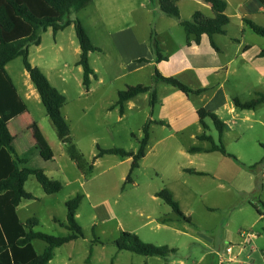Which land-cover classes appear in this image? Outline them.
<instances>
[{"label": "rangeland", "instance_id": "1", "mask_svg": "<svg viewBox=\"0 0 264 264\" xmlns=\"http://www.w3.org/2000/svg\"><path fill=\"white\" fill-rule=\"evenodd\" d=\"M227 1L236 3L243 0ZM132 3H135L134 7L143 4L142 9L153 7L148 0H91L84 9L71 13V21L82 20L93 34V44L101 46V53L90 52L89 55V64L96 72V79L92 78L88 88L82 84L81 67L76 65L80 53L75 50L79 46L73 24L57 34V38L51 30L41 33L40 45L30 46L29 62L49 74L58 91L64 89L66 92L67 105L62 112L70 130L62 139H57L56 128L46 116L21 58L7 64L6 71L27 104L30 116L41 128L39 133L34 131L27 116L11 122L9 129L15 135L17 155L31 147L33 142L41 148L53 146L54 162H45L35 153L30 165L41 167L48 177L58 180L63 186L59 193L47 195L30 176L24 188L35 200L21 201L18 215L22 220L38 219L35 229L39 232L64 237L68 232L54 219L64 223L65 203L76 195L83 196L77 222L84 239L75 245L57 248L49 264H179L173 263L178 259L186 261V264H220L212 253L218 251L225 257L228 244L222 241L223 228L233 231L242 223L250 224L254 218L258 219L249 202L255 203V207L264 213L261 205L264 204V102L253 110L235 109L232 102L234 98L246 102L256 94L264 95V58H258V52L264 50V39L245 27V37H238L242 46L249 47L244 59L222 56L225 64L212 80V85L204 94L189 97L194 110L205 108L227 125L222 143L233 157L188 153L192 147L210 148L207 142L196 140L202 133L218 144L217 131L208 118L204 120L208 125L206 130L198 122L180 131L155 126L153 132L150 128L147 155L140 162L139 169L133 172L132 183H128L125 178L130 159L104 155L95 164L94 157L99 148L137 153L143 127L151 117V96L143 94L126 103L123 115L119 114L118 108L109 110V107L116 104L117 93L127 86H151L153 81L149 68L132 72L137 66L129 60L141 56L139 50L124 48L122 52L116 51L117 33H133L135 40L134 32L155 34L165 57L174 53L177 43L187 47L185 31L177 21L165 16L162 22L156 16L146 18L142 14L144 10H139L140 14L133 13ZM179 8L180 20L187 22L198 10L187 0H179ZM251 20L264 27V15H256ZM166 22L173 24L170 33L165 31ZM232 22L235 25L234 19ZM230 32L237 34L233 26L229 27ZM158 33L171 34L172 37ZM55 40L64 45L63 53L58 52ZM236 49L237 45L231 43L226 53L232 51L234 54ZM230 59L232 62L226 64ZM155 69L152 67L153 75ZM216 83L222 85L221 88L216 89ZM157 87L161 100L179 92L166 85L158 84ZM183 107L187 108V105ZM160 108L155 106L152 118L159 117ZM219 157L223 158L222 162L217 159ZM185 170L207 175H190ZM253 183L256 193H248L247 187ZM169 188L180 197L183 214L186 217L191 214L194 223L204 225L205 231L199 233L193 223L189 225L182 221L174 225L164 224L170 226L164 227L162 220L173 218L175 213L159 198H153V194L162 189L171 193ZM209 207L213 210L210 214ZM147 223L148 226L145 225ZM157 223L161 225L158 229ZM247 229L256 236L254 248L258 251L253 253V264H264V218L255 227L246 225L242 230ZM124 231L134 233L145 243L177 251L166 259L119 251L115 242ZM43 247V243L35 242L39 253ZM245 247V252L238 257V264L252 262L249 255L251 247ZM237 250L235 248V252ZM202 256L204 258L200 259ZM221 264L228 262L223 260Z\"/></svg>", "mask_w": 264, "mask_h": 264}, {"label": "trees", "instance_id": "2", "mask_svg": "<svg viewBox=\"0 0 264 264\" xmlns=\"http://www.w3.org/2000/svg\"><path fill=\"white\" fill-rule=\"evenodd\" d=\"M148 1L153 4L156 0ZM157 1L163 16L177 21L183 28L188 46L190 42L198 45L200 38L203 35H207L211 47L216 52H219L212 38L216 35H224L225 28L229 23V18L226 16V3L223 0H199L210 6L213 15L212 17H205L201 12L197 11L192 14L191 21L188 22L180 20V10L176 0ZM90 2L91 0H0V264H49L54 257L56 248L84 238L83 230L76 219L77 210L83 199L82 195H76L65 203V223L55 220L69 232L64 237L47 235L35 230L34 228L39 224L36 218H30L26 222H22L17 216L16 210L21 200H35V197L24 189V185L30 176L35 178L47 195L59 193L63 186L58 180L48 178L41 167L30 165L35 153L43 161L50 162L54 153L50 147L41 148L38 145H33L20 157L15 154L14 136L8 130V123L15 116H19L26 111V104L19 96L17 88L13 84L5 66L15 58H21L23 68L40 97L46 116L59 134H68L70 127L62 115V107L66 103V98L50 85L49 80L38 67L30 64L28 50L32 45L38 46L40 44L41 33L51 29L53 34H56L58 31L64 30L73 24L75 38L80 48V58L76 65L81 67L83 73L82 84L88 88L91 79L95 78V73L88 60L89 54L100 50L93 46L88 36L89 34L82 23L77 19L71 21L70 15L72 12L84 9ZM259 2L264 7V0H259ZM244 22L254 34L264 39V27H260L248 19H244ZM154 37L155 34H151L150 47L156 56V62L166 61L167 58L162 55V49ZM258 58H264V50L259 52ZM159 83L177 89L187 98L199 96L205 90L191 89L184 82L174 77H163L155 69L151 86L138 84L127 86L125 90L117 93V102L110 109L118 108L119 114L123 115L126 103L143 94L151 96L150 104L153 107L158 101L155 86ZM232 102L234 108L238 110H253L264 102V95L256 94L254 98L246 102L234 98ZM196 113L204 130L208 129L204 122L205 118H208L217 131L218 144L214 142L212 137L205 134L196 137L197 140L206 141L210 144V149L206 150V152H219L233 157L227 152L222 143V135L226 131L225 123L217 115L208 112L205 108L198 109ZM151 123L152 121L148 120L143 127L142 139L139 142L137 153L121 149L99 148L94 160L104 155L130 158L131 163L125 182L132 183V174L139 169L140 162L146 155ZM159 124L164 125L162 122H159ZM202 150V148L197 147L189 149L190 153ZM91 169L92 167L89 168V171ZM185 172L205 175L203 172L194 170H186ZM155 196L182 220L189 222L188 218H185L182 214L178 202L174 200L168 190L162 189ZM261 205L264 208V204L262 203ZM253 207L257 209L254 205ZM257 211L264 216V213H261L258 209ZM35 240L45 244L40 254L34 248L33 242ZM115 245L119 251H129L143 257L157 256L158 258L166 259L169 254L177 251L167 246L157 247L145 243L134 233L126 231L121 232Z\"/></svg>", "mask_w": 264, "mask_h": 264}, {"label": "crops", "instance_id": "3", "mask_svg": "<svg viewBox=\"0 0 264 264\" xmlns=\"http://www.w3.org/2000/svg\"><path fill=\"white\" fill-rule=\"evenodd\" d=\"M116 1H119V0H116ZM133 1H135V0H133ZM187 1L193 3L195 6H197L198 7L197 11L201 12L203 16L212 17L213 13H212L211 8L208 4H204V3L200 2L199 0H187ZM223 1L226 3V16L229 18V23L225 28V34L224 35H216L212 38L214 44L218 47L219 52H216L211 47L209 37L207 35H203L202 38H200V42L198 45L190 42V45L189 46L187 45V47H186L184 45L177 43V44H175L176 50L174 51V53H172V55H170L169 57H166L168 59V61L156 62L157 59L155 58V54L153 53V51L150 47V43H149V38L151 37V33H139V32H134L136 34L135 37L138 41L134 39L133 33L131 35H125L126 32H118L117 36H116L118 38L116 40L118 44L114 43L115 45L118 46L116 48V51L122 52L124 50V48L126 50H128V48H129V50L131 49V50H139L140 51L141 56L137 55V56H135L129 60L130 62L134 63V65L137 66V68H135L132 72L137 71V70H142L143 68H145L144 70L149 68V69H151L150 70L151 71L150 77H152V81H153L152 67H155L159 71V73L162 74L163 77H174V78L184 82L186 84V86H188L194 90L205 89L204 92L202 93V94H204L207 91L208 86L212 85V80L215 79V77L218 75L220 69H222L223 65L225 64V63H223V58H226L228 56H233V58H236V57L240 56L242 59H244V55L249 51V47L247 45L242 46V44L238 40L239 39L238 37H245V32H246L245 27H247L249 29V27L245 24L244 19H248V20L252 21L251 18L256 16V15H258V16L264 15V7L261 5L259 0H243L242 2H236V3L235 2L232 3L231 1L228 2L227 0H223ZM176 3H177V6L179 7V0H176ZM230 4L232 5V11H231L232 13L230 12ZM152 5H153V7L151 9L150 8L142 9V8H144L143 4L139 3V4H137L136 7H134L135 3L134 4L132 3L131 4V10L133 13H136V14H140L139 10H144L145 13H142L144 15V17L149 18V16H156V18L160 22H162L163 14L159 9L158 1L156 0ZM179 10H180V8H179ZM197 11H195V12H197ZM167 19H169V18H167ZM233 19L235 20V25L232 22ZM80 22L83 23L82 25L85 27L86 31L88 32V34H89L88 36L90 37L91 43L93 44V38H92L93 34L91 33L90 30L87 29V27L85 26V23L82 22V20ZM176 23H178V22H176ZM165 26H166L165 31L170 33L171 32L170 27H172L173 24L170 22H166ZM230 26H233L236 29L237 34H234V32L229 33V27ZM49 30H51V29H48L47 32ZM64 30L58 31L56 34H53L54 38H57V34L63 33ZM158 34L159 35H169L170 39L172 37L171 34H163V33H158ZM40 42H41V40H40ZM231 43H234L235 45H237V49L234 51V54L232 51L229 54H227L226 48ZM54 45L56 46L59 53L64 52V45L60 41L58 42L55 40ZM93 46L98 48L100 50L99 52L101 53V46H95L94 44H93ZM78 49H80V48H78V47L75 48L77 54L80 53V50H78ZM28 53H29V50H28ZM162 55H163V53H162ZM222 56H223V58H222ZM29 57H30V53H29ZM230 62H232V59H230L228 62H226V64H229ZM6 66H5V69H6ZM41 71L49 80L50 85L55 87L52 83V80L50 79L49 74H47L43 69ZM94 73H95L94 79H96V72L94 71ZM63 79L64 78H62V80ZM159 84H161V83H159ZM89 85H90V83H89ZM157 85L155 86V88H156L157 93H158L157 94L158 101L153 106V108H151V117L148 119V120L152 121V123L150 124V128H151L152 132L156 128L155 126H160V128L167 127L170 129H176V130L180 131V130H187L190 126H193L197 122L200 124L199 118H198L197 113H196L197 110H194V107L191 105L189 98H187L183 93H181L179 91V92H175L173 95H170L166 99L161 100V98L159 97V88L157 87ZM221 86L222 85H219L218 83H216V86H214V87L217 89V88H221ZM59 92L65 96L66 92L64 89L60 90ZM18 93H19V91H18ZM202 94H200V95H202ZM19 96L21 97L20 94H19ZM33 97L36 98V95L34 94ZM195 97H198V96H195ZM22 100L24 101L23 98H22ZM133 100L134 99H132L131 101H129L127 103H130ZM24 103H25V101H24ZM66 105H67V100H66V103L64 106H66ZM156 105H159L162 107V108H160L159 117L157 119L152 118L153 117L152 116L153 110H154ZM184 105L185 106L187 105V108L183 107ZM64 106L62 107V109L64 108ZM190 109H192V112H190ZM109 110H111L110 107H109ZM62 115H63V112H62ZM25 116L30 118V126H33L34 131L39 133L41 128H40L39 124L36 121H34V119L30 116V112H29L27 106H26V111L23 114H21L19 116L17 115L9 121L8 127L10 128L11 122H13L15 119H20V118H23ZM64 118H66V116ZM159 122H162L164 125H160ZM226 127H227V125H226ZM9 128H8V130L11 133ZM150 128H149V131H150ZM12 135L14 136V147H15V135L14 134H12ZM56 136H57L58 140L64 138L63 137L64 135L59 134L57 131H56ZM196 140H197V138H196ZM150 141H151V139H150V133H149L148 144L150 143ZM202 142H206V141H202ZM33 145H37V144L33 142L31 144V147ZM31 147H29L28 149H25L19 155H17V151H16V147H15V151H16L15 154L17 155V157H20L23 153L27 152ZM50 148L53 149V146H50ZM197 148H202L203 150L200 152H194V153H190V151L188 150V153L191 155L203 154V155H207L209 157H211V155H215V154H220L223 157L226 156V155H223L219 152L207 153L206 150L210 149L207 147H197ZM146 155L144 156V158L146 157ZM221 157L217 158L220 162H222L221 159H223ZM128 159H130V158H128ZM98 160H99L98 158L96 160H94L95 164L97 163ZM50 162H54V154H53V159ZM130 162H131V159H130ZM263 171H264V169H263ZM196 172H200V171H196ZM186 173L190 174V175H197V174H192V173H188V172H186ZM205 175H207V173H205ZM200 176H204V175H200ZM48 178H50V177H48ZM51 179H53V178H51ZM53 180H55V179H53ZM247 188H248L247 189L248 193H256V188H255L254 183L252 185L249 184ZM169 190L171 191L173 197L179 202V204H180L179 207H180V210L183 214L182 203L180 201V197L177 194H175L171 188H169ZM156 193L153 194L154 195L153 198L158 199V197L155 196ZM21 201H23V200H21ZM25 201H29V200H25ZM252 203L253 202H249L248 204H250V206L253 208V210L255 211L259 220L258 219L255 220V218H254L253 220H251L250 224L248 222L242 223V226L239 225V227L234 229L233 231H230L229 228L228 229L223 228L225 231H223L222 241H225L226 245L228 244L225 247V252H226L227 247L228 248L233 247V252H231L230 255H228V253L224 252L225 257H223V256H221V254L217 253L218 251L213 252L212 255L215 256L216 259H219L220 264L223 262V260L224 261L235 260V262L228 263V264H238L240 262L238 260V257L241 254H243L246 250L245 245H250V247H251L249 255H250V259L252 258L251 263L253 264V253L258 251L257 248H254V240H256V236L254 235L253 231H251V229H247V230H242V229H243V226L245 227L246 225H250V227H252V226L255 227L257 222L261 221L263 219V216L260 215L259 212L257 211V209H255L253 207V205L255 206L256 204L255 203L252 204ZM20 204H21V202L19 203L17 210H16L17 216L22 222H26L30 218L22 220L18 215V208H19ZM207 209L209 210L208 214L213 212L211 207H209ZM188 215H189V217H186L185 215H184V217L188 218L189 222L182 220V218H180L178 215L175 214V216L173 218L163 219L162 224L163 225L164 224L174 225V224H177L179 221H182V222L189 224V225L193 223L197 227V229L199 230L198 231L199 233L205 231V230H203L205 228L204 225L194 223V221L192 220L191 214H188ZM147 218H150V215H147ZM76 219H77V214H76ZM54 220H56V219H54ZM60 223H63V222H60ZM145 225L148 226L149 223H147ZM159 227H161V225L157 223L156 228L158 229ZM164 227H170V226L164 225ZM227 227H228V225H227ZM68 234H69V232H68ZM82 239H84V238H82ZM78 240H80V239H78ZM78 240L70 242L64 246L75 245V243ZM36 241H39V240H35L33 242L34 246H35ZM95 242H97V241H94V243ZM44 247H45V244H44ZM43 248H42V250H43ZM235 248L238 249L236 252H235ZM42 250H41V252H42ZM202 258H204V257L202 256L200 259H202ZM263 260H264V257H263ZM173 263L186 264V261L178 259L176 261H173Z\"/></svg>", "mask_w": 264, "mask_h": 264}, {"label": "built area", "instance_id": "4", "mask_svg": "<svg viewBox=\"0 0 264 264\" xmlns=\"http://www.w3.org/2000/svg\"><path fill=\"white\" fill-rule=\"evenodd\" d=\"M233 252V247H227L226 248V252L225 253H228V255H230V253ZM228 261V260H227ZM235 262V260H229L228 263H233ZM251 264V263H250Z\"/></svg>", "mask_w": 264, "mask_h": 264}]
</instances>
